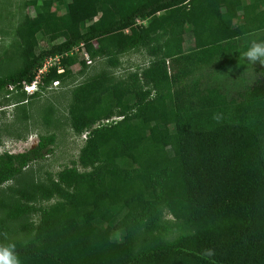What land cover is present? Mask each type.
I'll list each match as a JSON object with an SVG mask.
<instances>
[{
	"label": "trees",
	"instance_id": "trees-1",
	"mask_svg": "<svg viewBox=\"0 0 264 264\" xmlns=\"http://www.w3.org/2000/svg\"><path fill=\"white\" fill-rule=\"evenodd\" d=\"M200 1L32 2L23 62L0 79L2 95L9 81L30 82L44 59L79 43L90 59L148 48L153 60L141 72L138 90L106 86L100 78L76 90L71 128L87 132L77 163L89 171L58 172L52 191L61 201L47 209L19 202L7 207L0 243L11 242L7 222L40 213L37 227H20L22 233L34 231L33 238L11 242L21 264H210L200 256L205 249L215 252V264H264V67L235 77L226 70L231 62L222 60L235 38L264 28V0H219L221 8L206 11L207 27L191 17ZM37 34L60 41L37 50ZM185 35L192 40L187 53ZM60 64L61 83L73 65L86 67L75 56ZM58 79L49 69L40 89ZM114 109L120 119L100 123ZM51 143L39 137L26 153L0 154V185ZM161 207L174 220L201 227L137 252L127 239L113 238L117 229L154 223Z\"/></svg>",
	"mask_w": 264,
	"mask_h": 264
},
{
	"label": "rangeland",
	"instance_id": "rangeland-1",
	"mask_svg": "<svg viewBox=\"0 0 264 264\" xmlns=\"http://www.w3.org/2000/svg\"><path fill=\"white\" fill-rule=\"evenodd\" d=\"M41 1L0 0V79L9 78L21 67L25 28L35 16L32 2L39 5ZM59 41L37 34L36 48L43 50ZM93 44L96 45L95 42ZM147 49L141 48L116 56L93 57L88 67L73 65L61 87L51 89L44 85L36 95L29 98L16 94L5 101L0 92V154L26 153L35 148L39 137L52 139V143L40 151L38 159L0 185L1 219L5 217L7 207L14 202L30 204L38 210L59 203L61 199L52 191V184L62 169L74 167L80 173L89 171L77 163L87 132L77 134L71 128L69 108L74 94L84 83L99 78L106 86L119 85L124 89L138 90L141 85L140 74L153 60L147 54ZM244 61L247 62L243 67L247 69L249 61ZM247 73L251 74L252 71ZM117 111L114 109L112 117L100 123L120 119L116 116ZM39 214L31 212L14 222H7L9 241L25 243L33 238L34 231L22 233L20 227L28 223L37 227ZM200 227L174 220L167 209L161 207L154 223H139L127 229H117L113 232V238L116 241L127 239L132 250L137 252L150 246L170 243L178 236L192 234Z\"/></svg>",
	"mask_w": 264,
	"mask_h": 264
},
{
	"label": "crops",
	"instance_id": "crops-1",
	"mask_svg": "<svg viewBox=\"0 0 264 264\" xmlns=\"http://www.w3.org/2000/svg\"><path fill=\"white\" fill-rule=\"evenodd\" d=\"M200 4L203 5V9H197V6ZM222 5L223 4L219 0H201L200 2H198L197 5L193 7V10L191 11V17H196L201 21L204 27H207L209 25V18L208 15L206 14V11L212 12L218 10L219 8L222 7ZM259 5L261 6V8H264V3ZM190 18H188V20H190ZM183 40H184L183 41L184 52L187 53L192 51V40L190 36L185 35ZM253 40L264 41V28H260V29L251 28L250 32H246L243 34V36L235 38L229 51L224 56H222V60L223 59L229 60L231 62L230 66L226 68L227 72L231 76H235L234 74L236 73L235 77H237V72L248 75L249 73L247 72L255 71L259 67H264V65H261L259 61H257L253 65L249 64L250 66H248L247 69L243 67L244 63L247 62L244 61L247 58L243 59V53L247 50L250 42ZM186 45L187 48H185ZM236 79L235 80L237 81V83H240L242 81V76Z\"/></svg>",
	"mask_w": 264,
	"mask_h": 264
},
{
	"label": "built area",
	"instance_id": "built-area-1",
	"mask_svg": "<svg viewBox=\"0 0 264 264\" xmlns=\"http://www.w3.org/2000/svg\"><path fill=\"white\" fill-rule=\"evenodd\" d=\"M137 24L143 23L136 21ZM94 46V44L92 43ZM67 56H75L79 61H83L85 66L88 67L92 64V60L89 58L86 52L84 43H79L78 45L72 47L68 52L49 57L44 59L40 67H38L34 73L33 79L30 82H11L5 86V93L2 95L3 98L8 99L12 94L17 92L23 93L26 97H31L32 95L40 91L41 77L51 68H55L56 75L60 76V79L51 81L48 88L57 89L61 87V80L64 78V69L61 67V59ZM5 108V107H4Z\"/></svg>",
	"mask_w": 264,
	"mask_h": 264
},
{
	"label": "clouds",
	"instance_id": "clouds-1",
	"mask_svg": "<svg viewBox=\"0 0 264 264\" xmlns=\"http://www.w3.org/2000/svg\"><path fill=\"white\" fill-rule=\"evenodd\" d=\"M245 58H247L249 64L253 65L259 61L261 65H264V41H251L249 47L243 53V59ZM213 118L220 119L218 115H214ZM5 239H7L6 234ZM214 255L215 252L212 249H205L200 253L201 258L209 260L210 264H215V261L211 259ZM0 264H21L15 243H0Z\"/></svg>",
	"mask_w": 264,
	"mask_h": 264
}]
</instances>
